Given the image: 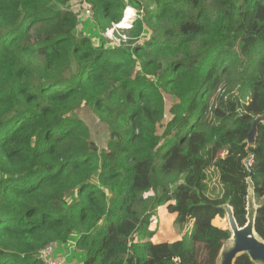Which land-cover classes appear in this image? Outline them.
<instances>
[{
	"label": "trees",
	"instance_id": "obj_1",
	"mask_svg": "<svg viewBox=\"0 0 264 264\" xmlns=\"http://www.w3.org/2000/svg\"><path fill=\"white\" fill-rule=\"evenodd\" d=\"M259 115L264 0H0V264H45L54 241L83 264H218L232 232L214 219L228 203L244 226L251 191L264 239ZM160 208L180 238L153 239Z\"/></svg>",
	"mask_w": 264,
	"mask_h": 264
},
{
	"label": "rangeland",
	"instance_id": "obj_2",
	"mask_svg": "<svg viewBox=\"0 0 264 264\" xmlns=\"http://www.w3.org/2000/svg\"><path fill=\"white\" fill-rule=\"evenodd\" d=\"M128 6L133 7L132 4H130ZM128 6H127V8H128ZM134 8H133L134 10L137 9L136 7H134ZM133 9H128V13H132ZM136 14H137V12H136ZM129 16L130 15H128L127 17H129ZM130 24L132 25V22ZM129 28H127V27L114 28L113 29V30H115L114 35H113V38H110L111 40L109 39V43L112 45H115V44H120L122 41L127 40L128 33L126 31L129 30ZM120 38H122V40H120ZM165 97H166V115L164 117L163 124H165L167 122V120L169 119V117H170L169 109L171 108V106L176 101V99L170 94H166ZM80 116L88 124L91 135H92L93 139L97 142L99 147L105 146L107 143V140H108V133H107V129H106L105 125L102 122V119L92 110L91 107H88V106H85L81 110ZM160 131H161V129H160ZM147 194H150V193H147ZM258 202L259 201L255 199L256 206H258ZM155 217L158 219V223L154 226L156 228V238L155 239L156 240H163L162 238L157 236V233L163 234L162 233L163 230L168 231V230L174 229L173 228V222H172V216L170 215L169 212L166 211L165 208H160ZM193 223H194V220H191L190 225L192 226ZM216 223L218 225H221L223 227L228 228L229 223L227 220V214H226L225 218H218ZM190 225H189V229H191ZM178 230L182 234L186 229L181 230V228H179ZM166 238L171 239L172 237L167 236ZM54 252H55L56 256H60L63 258L64 264H68V263H70V264H83V261H84L83 253L77 251L76 248H74L73 243H66V244L60 243L59 246L55 248Z\"/></svg>",
	"mask_w": 264,
	"mask_h": 264
},
{
	"label": "water",
	"instance_id": "obj_3",
	"mask_svg": "<svg viewBox=\"0 0 264 264\" xmlns=\"http://www.w3.org/2000/svg\"><path fill=\"white\" fill-rule=\"evenodd\" d=\"M262 121L264 115H259L252 121L248 133L249 142L255 141L257 125ZM246 164L250 168V162L246 161ZM222 206L226 211L232 235L228 244L220 251L218 264H235L237 258L244 254H247L255 264H264V239L255 229L257 206L254 192L249 193L247 197V223L244 226L239 225L230 204L225 203Z\"/></svg>",
	"mask_w": 264,
	"mask_h": 264
},
{
	"label": "built area",
	"instance_id": "obj_4",
	"mask_svg": "<svg viewBox=\"0 0 264 264\" xmlns=\"http://www.w3.org/2000/svg\"><path fill=\"white\" fill-rule=\"evenodd\" d=\"M72 1H76V0H72ZM128 9H133V7L128 6V8L125 9V13H124V18L121 22L119 23H114L112 28H131L132 25L130 24L132 22V18L136 15V10L133 9L132 13L130 14L129 17L126 18V13ZM84 13L86 16H92L94 13V9L91 3L89 2H85V6H84ZM112 28L108 29V31L106 32V35L109 38H113L114 32L115 30H113ZM112 29V30H111ZM58 242L54 241L50 244H48L47 246H45L41 251H40V257L44 260L45 264H64V260L62 257L60 256H56L55 255V248L58 247Z\"/></svg>",
	"mask_w": 264,
	"mask_h": 264
},
{
	"label": "crops",
	"instance_id": "obj_5",
	"mask_svg": "<svg viewBox=\"0 0 264 264\" xmlns=\"http://www.w3.org/2000/svg\"><path fill=\"white\" fill-rule=\"evenodd\" d=\"M171 216H172V222L174 221V219H175V215L174 214H170ZM218 218H221V217H216L215 219H214V223L216 224V225H218L217 223H216V221H217V219ZM218 226H221V225H218ZM153 228H155V227H153ZM162 233L163 234H157V236H159L160 238H162L163 240H165V239H167L166 237L167 236H169V237H172L171 239H168V240H173V239H177V238H180V234L179 233H176L175 231H174V229H172V230H168V231H162ZM156 238V234H155V236H154V240H156L155 239ZM68 264H70V263H68Z\"/></svg>",
	"mask_w": 264,
	"mask_h": 264
},
{
	"label": "clouds",
	"instance_id": "obj_6",
	"mask_svg": "<svg viewBox=\"0 0 264 264\" xmlns=\"http://www.w3.org/2000/svg\"><path fill=\"white\" fill-rule=\"evenodd\" d=\"M123 18H124V17H123ZM122 20H123V19H122ZM190 223H191V222H190ZM190 223H189V225H190ZM221 227H223V226H221ZM190 228L192 229V228H193V225H192V226L190 225ZM223 228H226V227H223ZM228 228H229V227H228ZM152 229H154V228H152ZM229 240H230V239H229ZM229 240H228V242H229ZM56 242H58V244H60L59 241H56ZM228 242H227L226 244H228ZM68 243H73L74 248H75V243H74V242H68ZM62 244H63V243H62ZM65 244H66V243H65ZM226 244H225V245H226ZM225 245H224V246H225ZM58 246H59V245H58ZM219 254H220V253H219ZM218 260H219V258H218Z\"/></svg>",
	"mask_w": 264,
	"mask_h": 264
},
{
	"label": "bare ground",
	"instance_id": "obj_7",
	"mask_svg": "<svg viewBox=\"0 0 264 264\" xmlns=\"http://www.w3.org/2000/svg\"><path fill=\"white\" fill-rule=\"evenodd\" d=\"M130 14H131V13H128V10H127V13H126V18H127V16H128V15H130Z\"/></svg>",
	"mask_w": 264,
	"mask_h": 264
}]
</instances>
